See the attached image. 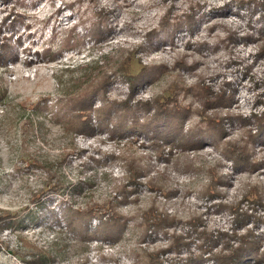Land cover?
Segmentation results:
<instances>
[{"label":"rangeland","instance_id":"rangeland-1","mask_svg":"<svg viewBox=\"0 0 264 264\" xmlns=\"http://www.w3.org/2000/svg\"><path fill=\"white\" fill-rule=\"evenodd\" d=\"M15 1L0 0V21L12 6L15 10L27 11L25 14L30 17L17 20L12 27L16 31L12 32L10 39L17 55L15 62L7 60L6 65L0 64V89L4 90L0 101V208L15 213L23 225L0 229V264H33L27 259L35 250L24 245L22 239L37 247H62L61 260L53 264H146L148 252L157 250H163L158 253L165 263L169 260L185 262L189 256L199 253L197 245L201 243L203 247H213L215 253L211 255L205 251L203 261L196 264H215L214 257L231 247L223 244L234 247L247 233L246 229L261 241L259 248L264 253V220L259 218L264 216V208L247 199L252 189L250 186L257 185L262 189L264 204V166L254 171L242 167L251 160L264 159V143L257 140L252 144L245 131L249 129L251 134L257 133V118L264 114V23L260 1L99 0L100 4L112 9L111 25L114 27L110 40L102 46L103 50L120 46L122 50L116 55L120 53L124 57L135 47L141 64L154 69L165 68L161 73L158 70L146 73L133 92L126 77L118 70L109 69L112 83L105 93L108 98L122 100L131 95L128 98L130 104L137 101L154 103L156 98L167 95L174 87L175 99L180 105L188 106L190 103L199 108L203 84L209 86L213 94L224 92L232 94L233 99L224 107H208V113L216 111L221 116L225 133L218 136L211 128H204V134L200 135L201 144L195 148L165 143L161 147L162 156H158L150 137L138 128L142 125H136V131L130 130L123 136H111L107 130L89 136L78 134L74 144L83 152L80 156L71 153L65 157L63 151L69 143V134L62 129V124L53 121L48 111L38 118L30 115L31 106L40 97L56 96L57 78L67 80L70 75L74 76L77 66L97 56L100 49H90V42L85 41L83 48L64 50L57 60H40L42 49L56 43L47 40L50 31L46 27L49 26H43L41 21L52 14L56 16L53 20L55 25L71 27L78 22L81 26L78 25L76 30L81 33L82 10H88L87 14L91 10L86 9L88 3L85 0L74 4L72 13L70 7L63 4L70 0H22L24 5ZM168 8V15L161 19ZM194 9L199 10L197 19L201 17L193 30L184 24L171 39L156 43L148 51L135 46L140 42L145 46L149 44L145 37L149 30L156 29L150 35L152 38L165 31L171 32L172 25L166 24L164 30L159 25L167 19L175 20L176 15L183 18ZM11 19L10 15L4 23L5 28ZM25 24H29L28 29ZM210 25L212 29H208ZM226 27L234 30L227 38L224 35ZM59 33V37L63 35L62 31ZM18 36L21 44L15 43ZM120 43L122 45H117ZM27 44H30L28 53L23 51ZM35 50L39 51L38 55ZM135 58L131 64L134 69L138 60ZM30 59L31 65H27L25 62ZM65 67L72 70L63 71ZM100 104L101 99L95 97L93 108ZM26 115L31 117L33 128L24 137L20 125ZM91 117L95 122L93 113ZM199 118V115L191 114L184 122V129L193 132L192 128L204 127L205 121ZM213 124L214 121L206 125ZM183 137L189 138L187 133ZM232 141L237 146L245 143L246 152L241 163L234 160L237 154L227 152L226 145ZM249 147L250 150L252 148L251 153L248 152ZM111 152L136 154L150 169L148 175L138 178V191L129 193L128 201L121 204L118 200L123 196L117 192V184L128 190L131 185L125 168L120 164L122 160L111 159L108 156ZM36 161L50 164L52 170H59L66 185L80 180L85 182L82 193L73 201L74 207L79 208L93 200L108 202L111 196H116L117 210L133 221L140 219L142 211L149 205H156L158 210L180 218L182 224L147 229L145 235L151 238L140 240L143 228L139 229L130 221L129 228L115 242L95 237L85 242L77 240L66 232L61 219L67 197L51 192L49 187L44 188L46 173L36 165ZM149 177L155 178L157 183L162 180L174 188L175 193L165 198L150 188ZM213 177L225 178L226 183L212 185ZM205 189L212 194L218 189L219 193L210 196ZM134 196L138 199L131 200ZM53 212L60 219L59 224L53 221ZM191 217L204 222L201 227L207 231L205 237H200L196 229L186 222ZM97 223V218L91 220L92 225ZM178 235L184 241L181 245ZM55 240L56 245L53 244ZM85 256L87 259L81 261ZM247 264H264V261L250 258Z\"/></svg>","mask_w":264,"mask_h":264},{"label":"trees","instance_id":"trees-1","mask_svg":"<svg viewBox=\"0 0 264 264\" xmlns=\"http://www.w3.org/2000/svg\"><path fill=\"white\" fill-rule=\"evenodd\" d=\"M5 2L6 0H2ZM84 0H74L69 2H64V7H70L71 13L74 8V4L77 2H82ZM88 4L85 5L86 9L90 8V14H87L88 10L83 9L80 16V23L82 24L83 30L81 33L76 30V27L80 25L78 22L76 24H71V27H66L63 25H55L53 20L55 15H49L44 18L41 22L50 31L49 42L56 41L54 46H47L42 49V55L39 56L40 60L43 61H54L57 60L63 53L64 50L71 48H83L85 46V41H89L90 49L98 48L100 53L91 58L88 62L80 64L77 66V73L75 75H70V78L67 80H62L60 77L57 78L58 91L57 95L53 98L49 96L40 97L36 100L31 106L30 115H35L37 118L39 116H44L45 111L49 112L51 118L55 123L62 124V129L65 133H68L69 143L65 146L64 157L67 154L74 153L77 156H80L83 152V149L78 148L74 144V138L76 135L81 134L83 136L93 135L96 132H101L107 130L111 136H123L129 133L130 130L136 131V125H142L140 131H143L146 135L150 137V141L154 146V150L158 156H162V148L165 143L169 145H178L183 148L190 147L195 148L201 144L200 135L204 134V128H211L213 131L218 133V136L224 134L225 130L221 125V116L218 115L216 111L208 113V107L215 106H227L233 99L232 94H225L224 92L219 94H213L210 87L207 85H201L200 91L203 94L201 107H193L188 103L186 105H180L175 99L174 87L172 90L165 96H160L156 98L154 103L148 101H137L134 104L129 103L128 98L122 100L110 99L105 94L107 88L112 83V78L108 73L109 69L118 70L126 79L130 82V88L133 92L136 87L141 83L140 79L148 72L153 70H158L159 73L164 72L165 68L154 69L153 66H147L141 64L140 58L136 55L137 49L135 47L133 50L127 53L126 56L122 57V54L116 55V52L122 50L120 46H117L115 49L106 51L103 50L102 46L111 38V32L113 31V26L111 25V16L112 9L104 6L99 3V0H85ZM263 6V12L260 13L262 21L264 23V0H259ZM21 5H24L22 0L15 1ZM63 7V6H62ZM81 6L78 5V9ZM200 7V6H197ZM60 10V9H59ZM58 10V11H59ZM168 10H166L165 15L161 19H164L168 15ZM6 11V10H3ZM27 11L21 12L20 10H15L12 6L9 12L2 17L0 21V64L6 65V61L10 60L15 62L16 52L14 51V44L10 42L12 32L16 31L13 29L14 24L17 20H24V17L29 18L25 14ZM86 13V14H85ZM199 10L194 9L192 12L185 14L183 18H175V20L169 21L168 19L164 21L160 28L165 29V25H172L171 32L165 31L161 35H157L154 38L150 36L154 30H149L145 33V37L148 38L147 46L142 42L135 44L137 48L144 50H150L154 48L159 43H164L168 38H172L175 32L179 31L182 25L189 29H194L198 22L197 14ZM12 16V19L7 23V28L4 27V23L9 19V16ZM178 18V19H177ZM79 21V20H78ZM9 24V25H8ZM29 24H25V28L28 29ZM81 26V25H80ZM13 27V28H12ZM5 29H10L11 33L7 32ZM213 26H209L208 29H212ZM225 29V38L230 37L234 30H230L229 27ZM62 31L63 35L59 37ZM7 32V33H6ZM150 32V33H149ZM9 33V34H8ZM30 37V32L27 33ZM16 44H21V38L18 36L15 40ZM88 43V42H87ZM157 43V44H156ZM59 44V45H57ZM122 45V43L117 44ZM115 51H114V50ZM23 51L26 53L30 52V44L24 46ZM79 51V50H78ZM136 51V52H135ZM38 50H35V53L38 55ZM134 56L138 59L135 61L136 68H132V61ZM46 59V60H45ZM32 60H26L27 65H31ZM185 65L184 62H180ZM72 69L65 67L63 71L70 72ZM132 94V93H131ZM4 90L0 89V101L3 98ZM99 97L101 99V104L97 108H93L94 98ZM91 113L95 117V122H92ZM196 114L200 116V121H205L204 127L198 126L193 132L191 129H184L185 120L191 115ZM143 118L141 122L140 119ZM128 119V122H127ZM241 118H239L240 120ZM212 121L215 124L208 126L207 123L211 124ZM244 123V121H243ZM257 123L259 129L257 133L251 134L249 129L245 130L248 133L250 142L260 141L261 144L264 143V114L257 118ZM24 137L27 136L33 128L32 120L29 115H26L22 124L20 125ZM190 131V132H189ZM140 133V132H139ZM187 133L188 139L184 138L183 135ZM25 139V138H24ZM23 139V140H24ZM134 140V139H133ZM131 140V141H133ZM25 141V140H24ZM187 142V143H186ZM228 141H226L227 143ZM235 141L229 142L227 146V152L232 154H237L234 156V160L237 162H242L244 154L246 152L245 143L241 146H237ZM252 147V146H251ZM252 148L248 152L251 153ZM170 153V152H169ZM111 159L122 160L123 167L125 168L127 174L126 177L128 182L131 185V188L128 190L124 185L117 184V192H120L123 197L118 200L121 204L127 202V197L129 193H136L137 187L140 184L138 178L140 176H146L149 174L150 169L147 164L143 163L138 155L132 153H122L120 155L115 154L114 152L109 153L108 155ZM106 158V157H105ZM166 159V158H165ZM106 161V160H105ZM36 165L43 169L46 173V180L43 182L44 188L49 187V190L55 194L66 196L68 202L67 206L62 210V221L64 222L66 232H69L75 239L81 240L83 242L89 241L91 239H109L110 242H115L122 237L123 232L129 228V222L139 229L143 228L144 233L140 236V240L146 238H151L149 235H145L147 229L161 228L164 226H174L176 224H182L180 218L174 215H169L166 212L158 210L156 205H149V207L142 211L140 219L133 221L129 216H126L122 211L117 210L116 205V196H111L108 202L104 201L103 203L97 202L95 200L90 201L84 206L74 207L73 201L75 197L82 193L84 189L85 182L78 181L74 183L64 184L63 180L60 178V171L53 169L49 164H43L36 161ZM242 166L244 170L254 171L256 169L264 166V159H254L251 162ZM60 166V164H59ZM187 165L186 167H190ZM215 177V175H214ZM212 178V185L215 183L224 184L226 183L225 178ZM148 178V177H147ZM150 178V177H149ZM54 179V180H53ZM149 186L151 189L159 191L165 198H170V195L175 193V189L167 186L164 182L157 183L155 178H150ZM250 192L248 193L247 199H252L256 204L262 205L263 199L261 195V187L257 185L250 186ZM205 191L212 195L219 193L218 189L214 194L212 191ZM204 191V192H205ZM138 199L137 196H134L131 200ZM119 204V205H120ZM53 214V221L60 223V219L56 216V213ZM97 218L98 223L95 225L91 224V220ZM261 220H264V216H259ZM192 220V221H191ZM186 222L193 226L200 237H205L207 234L204 222L202 220H193L192 217ZM21 218H17V215L13 212L8 211L7 209L0 208V229H10L12 227L22 226ZM202 226V227H201ZM51 227V223H49ZM201 227V228H200ZM246 234L242 236L234 247L230 244H223L226 247H230L226 252H221L215 256V264H247L250 261V258H253L254 261L260 262L264 261V253L260 252V243L261 241L257 239L253 232L250 229H246ZM209 235V234H208ZM178 240L181 241L180 245L184 243L182 241V236L178 235ZM23 244L26 246L32 247L31 249L35 250V253H30V258L27 259V262L33 264H53L61 260L63 255L62 247L44 248L42 246L37 247L34 244L27 242L22 239ZM1 242H6L1 240ZM54 245L57 244V240L53 242ZM200 249L199 253L195 256H189L185 262L171 261L164 262L160 260L159 250L156 252H148V259L146 264H196L203 260V253L209 251L210 254H214L211 247H203V243L197 245ZM159 252V253H158ZM87 259L81 257V261ZM207 261V260H206ZM77 263V262H76Z\"/></svg>","mask_w":264,"mask_h":264}]
</instances>
